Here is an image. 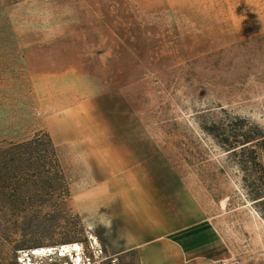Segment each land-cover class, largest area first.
<instances>
[{"label":"rangeland","instance_id":"374dc122","mask_svg":"<svg viewBox=\"0 0 264 264\" xmlns=\"http://www.w3.org/2000/svg\"><path fill=\"white\" fill-rule=\"evenodd\" d=\"M132 164L151 180L90 186ZM263 183L264 0H0V264H141L97 207L132 194L194 195L264 264Z\"/></svg>","mask_w":264,"mask_h":264},{"label":"crops","instance_id":"0c3cea01","mask_svg":"<svg viewBox=\"0 0 264 264\" xmlns=\"http://www.w3.org/2000/svg\"><path fill=\"white\" fill-rule=\"evenodd\" d=\"M51 134L59 142L53 129ZM144 166L114 168L116 173L104 175L90 186H142L143 181L151 180L150 167ZM118 198L103 201L97 207L107 208L119 221V235H124L119 241L122 244L119 251L138 249L141 264H220L228 260L225 240L205 205L194 195L159 197L149 206L136 200L135 194L121 197V201Z\"/></svg>","mask_w":264,"mask_h":264},{"label":"trees","instance_id":"16d2710c","mask_svg":"<svg viewBox=\"0 0 264 264\" xmlns=\"http://www.w3.org/2000/svg\"><path fill=\"white\" fill-rule=\"evenodd\" d=\"M255 138H252L251 136L245 137L244 140L239 141L238 142V146H242L241 149V153L245 154L246 152H251L254 153L255 155H257V152L254 151L253 147L249 146V145H254L255 144ZM49 146L54 149V145L53 142L51 141V139H49L48 141ZM41 144L38 137L29 140V141H25V142H21V143H13L11 146V149L9 150V152H14L15 155H19L21 156L23 154V151H25L26 148H28L31 145H39ZM258 157H254L253 160H251V162L253 161L254 163L258 162ZM261 159V158H260ZM17 163L16 158L14 159H9L5 160V163ZM253 199L258 200L257 202L261 203V205H264V183L259 187H257L255 190H253ZM262 217L264 219V212H262Z\"/></svg>","mask_w":264,"mask_h":264},{"label":"built area","instance_id":"2783aa9c","mask_svg":"<svg viewBox=\"0 0 264 264\" xmlns=\"http://www.w3.org/2000/svg\"><path fill=\"white\" fill-rule=\"evenodd\" d=\"M220 264H228V260H222Z\"/></svg>","mask_w":264,"mask_h":264}]
</instances>
